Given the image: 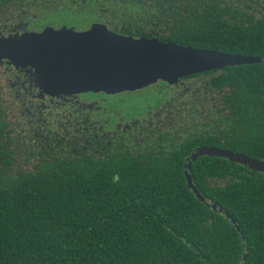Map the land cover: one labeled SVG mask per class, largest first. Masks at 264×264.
I'll return each mask as SVG.
<instances>
[{
    "label": "trees",
    "instance_id": "obj_1",
    "mask_svg": "<svg viewBox=\"0 0 264 264\" xmlns=\"http://www.w3.org/2000/svg\"><path fill=\"white\" fill-rule=\"evenodd\" d=\"M83 5V0H0V22L29 9L77 14ZM240 23L243 40L232 51L263 59L248 74L255 88L262 83V93L247 85L234 118L264 137V10L240 17ZM14 106L0 96V264H226L218 238L208 233L234 226L199 201L185 168L153 157L71 159L31 149L16 125ZM260 156L264 159V150ZM237 169L226 159L201 157L192 167L193 184L241 227H264L262 177L250 179L255 192L252 187L237 192L232 182L224 188L207 185ZM247 250L244 264H264Z\"/></svg>",
    "mask_w": 264,
    "mask_h": 264
},
{
    "label": "flooded vegetation",
    "instance_id": "obj_2",
    "mask_svg": "<svg viewBox=\"0 0 264 264\" xmlns=\"http://www.w3.org/2000/svg\"><path fill=\"white\" fill-rule=\"evenodd\" d=\"M83 4V10L75 14L90 15L86 29L40 26L42 18L53 11L29 9V13L23 11L6 23L0 22V39L27 32L40 33L46 28L66 27L83 32L99 24L110 32L134 39L255 57L233 52L232 48L235 41L243 40L240 17L264 10V0H83ZM255 64L200 73L174 84L159 81L115 95L87 92L52 96L40 88L32 67H16L4 60L0 62V96L14 103L18 112L16 125L26 132L24 138H28L31 149L71 159L82 154L96 160L141 161L153 157L184 171L186 160L194 150L214 148L264 161L260 156L264 137L257 136L254 127L247 129L234 118L236 110L246 101L240 93L247 85L250 84L253 92L262 93L261 82L255 88L254 80L249 81L248 74ZM139 95L144 97L141 107L133 101ZM218 163L230 166L223 161ZM237 168L236 175L208 178V187L224 188L232 182L237 192L249 187L255 192L250 179L257 176L264 179V174L238 164ZM208 201L217 206L215 211L230 220L227 212L211 199ZM232 225L215 227L217 233H208L218 238L220 261L244 264L248 247L264 261V227Z\"/></svg>",
    "mask_w": 264,
    "mask_h": 264
},
{
    "label": "water",
    "instance_id": "obj_3",
    "mask_svg": "<svg viewBox=\"0 0 264 264\" xmlns=\"http://www.w3.org/2000/svg\"><path fill=\"white\" fill-rule=\"evenodd\" d=\"M4 60L16 67H32L40 88L52 96L87 92L115 95L140 90L159 81L174 84L181 78L200 73L263 62L259 57L125 37L99 24L83 32L66 27L46 28L40 33L1 38L0 62ZM204 156L226 159L264 174V161L260 159L214 148L194 150L186 160V180L199 201L214 210L217 206L207 202L192 179L193 163ZM227 217L237 225L232 216Z\"/></svg>",
    "mask_w": 264,
    "mask_h": 264
},
{
    "label": "rangeland",
    "instance_id": "obj_4",
    "mask_svg": "<svg viewBox=\"0 0 264 264\" xmlns=\"http://www.w3.org/2000/svg\"><path fill=\"white\" fill-rule=\"evenodd\" d=\"M90 15L87 16H77L75 13L69 11H57L46 14L42 18L40 26L44 25H63L68 27H75L77 30L86 29L89 27ZM143 96H137L133 98L134 105L143 106Z\"/></svg>",
    "mask_w": 264,
    "mask_h": 264
}]
</instances>
